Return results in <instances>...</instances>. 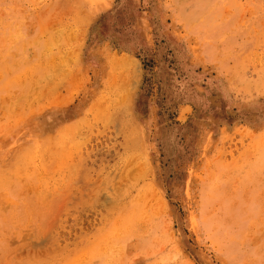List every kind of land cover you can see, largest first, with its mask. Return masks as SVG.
I'll return each instance as SVG.
<instances>
[{"label":"rangeland","instance_id":"374dc122","mask_svg":"<svg viewBox=\"0 0 264 264\" xmlns=\"http://www.w3.org/2000/svg\"><path fill=\"white\" fill-rule=\"evenodd\" d=\"M0 264H264V0H0Z\"/></svg>","mask_w":264,"mask_h":264},{"label":"bare ground","instance_id":"6f19581e","mask_svg":"<svg viewBox=\"0 0 264 264\" xmlns=\"http://www.w3.org/2000/svg\"><path fill=\"white\" fill-rule=\"evenodd\" d=\"M123 62L124 63H126V64H131L132 66H133V68H134V70H136L137 71V64L135 63V62H133V61H131L130 59H127V58H124L123 57ZM133 85L134 86H136L137 85V82H133ZM84 185V188L86 189V188H89L90 186H91V183H84L83 184ZM99 196H100V198L101 199H103V200H105L106 199V197H105V194L104 193H100L99 194ZM69 197V196H68ZM81 197V196H80ZM98 197V196H97ZM72 198H75V195H72ZM76 199H77V197H76ZM98 199V198H97ZM96 200V199H95ZM47 231V230H46ZM48 232V231H47ZM46 232H43V233H41V234H39V237L36 239V240H33V241H30V247H32V248H34V246L35 245H39V243H43V241H44V237H43V234H45ZM38 242V243H37Z\"/></svg>","mask_w":264,"mask_h":264}]
</instances>
